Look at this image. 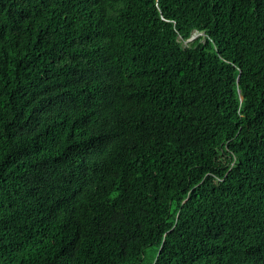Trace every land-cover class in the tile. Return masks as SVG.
<instances>
[{
	"label": "trees",
	"instance_id": "obj_1",
	"mask_svg": "<svg viewBox=\"0 0 264 264\" xmlns=\"http://www.w3.org/2000/svg\"><path fill=\"white\" fill-rule=\"evenodd\" d=\"M148 248L264 264V0H0V264Z\"/></svg>",
	"mask_w": 264,
	"mask_h": 264
},
{
	"label": "rangeland",
	"instance_id": "obj_2",
	"mask_svg": "<svg viewBox=\"0 0 264 264\" xmlns=\"http://www.w3.org/2000/svg\"><path fill=\"white\" fill-rule=\"evenodd\" d=\"M197 34L195 33V35L193 37H196ZM153 253V248H148L146 251H145V255H144V258L141 262V264H151L152 262V255Z\"/></svg>",
	"mask_w": 264,
	"mask_h": 264
},
{
	"label": "water",
	"instance_id": "obj_3",
	"mask_svg": "<svg viewBox=\"0 0 264 264\" xmlns=\"http://www.w3.org/2000/svg\"><path fill=\"white\" fill-rule=\"evenodd\" d=\"M196 37H191V39H189L188 41L190 42V41H192V40H194Z\"/></svg>",
	"mask_w": 264,
	"mask_h": 264
},
{
	"label": "clouds",
	"instance_id": "obj_4",
	"mask_svg": "<svg viewBox=\"0 0 264 264\" xmlns=\"http://www.w3.org/2000/svg\"><path fill=\"white\" fill-rule=\"evenodd\" d=\"M199 35H200V34H198L197 36H199ZM193 36H194V35H193ZM197 36H196V37H197Z\"/></svg>",
	"mask_w": 264,
	"mask_h": 264
}]
</instances>
